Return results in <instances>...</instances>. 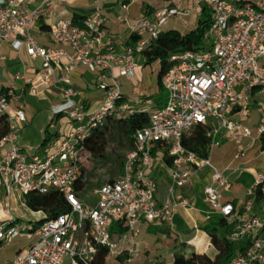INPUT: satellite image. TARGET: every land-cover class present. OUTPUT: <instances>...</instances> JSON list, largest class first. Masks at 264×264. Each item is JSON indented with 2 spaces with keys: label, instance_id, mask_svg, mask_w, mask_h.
<instances>
[{
  "label": "built area",
  "instance_id": "1",
  "mask_svg": "<svg viewBox=\"0 0 264 264\" xmlns=\"http://www.w3.org/2000/svg\"><path fill=\"white\" fill-rule=\"evenodd\" d=\"M202 6L211 14L206 47L170 55V66L161 77L165 103L150 109L131 104H139V100L124 99L118 75L134 76L135 55L154 42L168 20L189 15L192 7L168 4L156 8L150 16L130 24L135 41L114 50L103 46L105 18L98 7L76 23L72 17L54 18L57 0L0 1V42L28 57L22 59L23 69L13 74L14 84L6 85L0 79V115L8 123V130L0 136V186L4 189L0 192L4 204L0 208V245L17 236L30 240L25 249L0 264H92L98 246L107 247L106 260L118 261L124 255L123 260L130 262L136 249L122 248V244L137 235L141 222L162 218L170 222L179 207H188L184 189L195 174L206 169L204 201L225 219L235 218L228 240L247 241L225 264H264V216L253 212L257 190L264 196V171L255 174L248 190L250 198L240 213L223 200L222 191L231 188L230 175L238 170L233 162L246 157L245 148L238 147L221 170L211 160L213 149L220 146L219 137L236 142L250 138L254 143L264 135V123L256 126L254 137L243 123L250 112L252 90L264 92V0H198L195 8ZM40 19L47 23L52 19L49 45L40 44L31 34ZM118 19L127 21L122 15ZM5 60L0 45V67ZM31 60H38L39 66L34 67ZM78 67L94 74L91 85L101 95L95 108L82 104L85 92L74 86L72 76ZM27 91L37 100L50 101L52 118L64 113L70 121L65 132H55L42 150L19 141V128L27 118L23 108L13 107L12 101ZM137 108L147 113L149 121L135 131L120 174L98 184L91 202L82 199L74 183L81 167L89 162L84 139L105 120L125 118ZM197 125H203L210 138L206 156L182 144L183 137ZM258 153L264 155V144ZM158 165L164 167L168 181L161 201L156 198L157 181L152 175ZM50 189L65 197L66 212L40 223L41 218L26 221L12 214L10 199L15 193L27 208V194ZM113 223L123 229L117 237L111 231Z\"/></svg>",
  "mask_w": 264,
  "mask_h": 264
},
{
  "label": "crops",
  "instance_id": "2",
  "mask_svg": "<svg viewBox=\"0 0 264 264\" xmlns=\"http://www.w3.org/2000/svg\"><path fill=\"white\" fill-rule=\"evenodd\" d=\"M197 1L198 0H140V5L137 9H134L133 5L135 0H57L59 7L57 15L54 18L77 17L80 21L84 17L91 15L96 7H98L105 18L103 46L105 48H113L114 50H122L123 47L127 45L126 42L130 37L132 35L136 36V33L131 31L129 27L130 24L136 23L143 16H150L156 8L165 7L168 4L193 8L189 15L184 16L188 17V19L186 18L182 21L184 30H179L182 33L188 32L195 26L198 19L200 8H195ZM244 1L255 2L256 0ZM122 4H126L127 8L123 9L121 6ZM185 4L187 5L184 6ZM192 13L196 14V20L193 24L190 20ZM120 15L126 16L127 21L121 22L118 19ZM51 21L52 19L47 23L43 19H40L35 23L38 27L39 34L44 36V38L39 41L34 36L33 37L42 45H49L50 43L48 25ZM162 30L164 29L162 28ZM0 45L6 56V60L0 67V79L4 84L8 85L12 82L13 74L23 69L22 59L28 60V57L24 52L18 53L15 51L7 42H0ZM139 56L140 58L138 59L137 56H135V61L138 65L135 69L134 76L126 77L118 75L120 90L124 99L130 101L139 100V104L131 102L134 107L141 105L150 109L160 107L163 103L162 99L160 97L155 98L156 89L159 90L157 86L159 63L157 62L158 66L155 68V85L151 84L146 87L143 69L139 66V60L143 61V64H145V60H143L142 54ZM31 62L34 67L39 66L38 60H31ZM93 77L94 74L92 72L91 74L88 73L87 69L84 67H78L72 76L74 86L85 92L86 97L82 100V104L88 108H95L101 96L91 85ZM12 84H14V82H12ZM131 84L138 86L139 91L129 93L125 86ZM19 92L20 90L16 91V93ZM22 97L23 96L19 99L14 98L12 106H21L23 108V106L29 103V99ZM148 98L152 100L149 102L147 100ZM250 98V112L243 120V123L251 128L254 137L256 134V126L260 123H264V92L255 88L252 90ZM26 123H28V121ZM65 125L66 130L67 124ZM55 132H57L56 128L49 133L50 136ZM57 133L60 134L59 132ZM219 139L221 142L220 146L213 149L211 160L220 170L232 160L238 147L245 148L246 151L245 158L233 162V167H238V170L230 175L231 188L228 191H222L223 200L233 201L235 211L242 213L244 202L250 198L248 190L253 185L255 174L264 171V155L258 153L260 145L264 144V135H262L261 141H255L254 143H252L250 138H244L240 141V143H243L242 146L238 145L239 142L232 139L224 137H219ZM19 141L21 144L29 143L28 140L20 137ZM41 143H39V147ZM152 175L157 181L156 198L158 201H161L165 195L168 184L165 178L164 167L158 165L153 170ZM208 176L209 170L206 169L201 173L195 174L191 178L189 186L184 189L190 205L188 207H179L170 222L163 218L155 220L152 223L141 222L138 225L139 232L137 235L129 236L128 240L122 244V248L133 246L136 249V253L132 259L134 264H172L173 258L177 254L188 257L194 253H205L211 258L215 257L217 250L212 246L210 236L202 229L206 223L217 220L220 217L219 213L214 212L210 208V205L204 201L202 196V188L206 180H208ZM230 190H233L232 194H224ZM1 202L0 200V208L2 207ZM253 212L264 216V199H262L260 203H257L255 199ZM1 217L0 212V220ZM226 222L227 224L221 228V233L218 232L217 227L219 236L226 235V233L232 229L235 218L231 220L226 219ZM117 229L119 230L122 228L117 224V228L113 230V237L120 235ZM243 243L245 244L246 241ZM123 258L124 255H120L118 261L113 262L121 263Z\"/></svg>",
  "mask_w": 264,
  "mask_h": 264
},
{
  "label": "trees",
  "instance_id": "3",
  "mask_svg": "<svg viewBox=\"0 0 264 264\" xmlns=\"http://www.w3.org/2000/svg\"><path fill=\"white\" fill-rule=\"evenodd\" d=\"M243 1L244 0H238V2ZM73 20L76 23L79 21L77 17H74ZM210 26V11L205 6H202L199 11L197 22L191 30L185 33H182L177 29L162 30L154 42L142 51V57L144 58L145 63H159V71L157 75V86L159 90L164 89L161 84V77L170 66V55L179 50H198L205 48L204 37ZM135 39L136 36L132 35L126 43L131 44ZM148 121L149 118L147 113L141 112L139 108L135 109L125 118L107 119L101 125L93 128L90 134L84 139V151L89 155V159L106 160L110 155V151L113 149L123 148L130 150L133 146L135 131L147 125ZM7 130V119L4 115H0V136L6 133ZM48 139H50V135L45 131L41 145H43ZM209 143L210 138L206 136L205 127L203 125H197L182 139V144L186 148L196 152L200 156L207 155ZM86 165L81 167L78 179L74 183V188L77 194L84 189ZM262 199H264V196H262L259 190H257V203H260ZM24 201L30 211L41 212L42 216L38 223L45 219L54 218L69 209L65 197L54 189H50L43 194L29 193L24 197ZM230 202L232 204L234 203L233 201ZM226 224V219L223 216H220L217 220L210 221L202 227V229L210 236L212 246L217 250L215 257L211 258L205 253H194L188 257L177 254L174 256L172 264H225L236 250L243 248V242L246 241H230L226 237L228 232L226 235L219 236L217 233V227L222 228ZM116 228L117 226H111L112 233ZM118 231L122 232L123 229H119ZM107 250L108 249L105 246H98L92 264H105Z\"/></svg>",
  "mask_w": 264,
  "mask_h": 264
},
{
  "label": "rangeland",
  "instance_id": "4",
  "mask_svg": "<svg viewBox=\"0 0 264 264\" xmlns=\"http://www.w3.org/2000/svg\"><path fill=\"white\" fill-rule=\"evenodd\" d=\"M165 2V1H164ZM140 5V0H135L133 8L137 9ZM185 4L184 6H186ZM188 19V17H184L182 15H178L175 18H171L168 20L162 28L164 30L167 29H177V30H184L182 25V21L184 19ZM191 23L193 24L196 20V14L192 13L190 16ZM31 34L38 39L39 41L43 40L44 36L39 34L38 27L36 24L33 26L31 30ZM204 41L206 38L204 37ZM137 59L140 58L139 54H136ZM139 66L143 69L144 75V82L146 87L153 84L155 85V68L158 66L157 62L152 63H145L139 60ZM88 73L91 74L90 71L87 70ZM89 75V74H87ZM129 93H134L139 91V87L135 84L125 86ZM19 94V93H18ZM166 90L161 89L157 90L155 93V98L160 97L162 99V106L164 105L166 99ZM22 98L29 99V103L23 106V110L25 112L26 118L28 123H25L24 126L19 128L18 137L22 139H26L29 141L34 147H38L39 143H41L43 135L45 131L51 133L54 128L57 129V132L64 133L65 132V124L69 123V118L66 114L60 113L55 118L51 119L53 113L51 111V104L49 100H36L33 96H31L28 91L22 95ZM24 100V99H22ZM21 100V101H22ZM149 102L152 100L151 98L147 99ZM147 101V102H148ZM50 135V134H49ZM53 138V135L50 136V139ZM50 139H48L43 145L40 146V149L45 148ZM237 144V143H236ZM238 145H243L240 143ZM129 150L118 148L113 149L110 151V155L106 160H99V159H89L85 170L84 176V189L79 193V196L82 199H86L89 202L92 201V190L100 183L110 180L112 178L117 177L120 174L123 161L125 156ZM0 192L3 194L4 189L0 186ZM233 190L229 192H225L224 194L230 195L232 194ZM2 201V200H1ZM2 206L3 201L1 202ZM10 207L12 210V214L22 220H38L41 218V212H33L24 207L21 203V199L17 193H15L10 199ZM117 226V223H113L112 227ZM218 232L221 233V228L218 227ZM30 240L25 238L24 236H17L11 240L5 241L2 245H0V261L6 260L11 258V256L19 249H25L29 244ZM134 258V257H133ZM68 261H65V264ZM105 264H134L133 261L126 262L121 261V263H115L112 260H106Z\"/></svg>",
  "mask_w": 264,
  "mask_h": 264
}]
</instances>
